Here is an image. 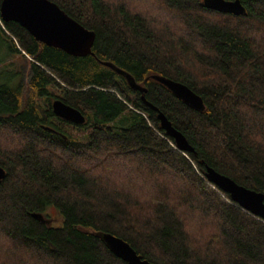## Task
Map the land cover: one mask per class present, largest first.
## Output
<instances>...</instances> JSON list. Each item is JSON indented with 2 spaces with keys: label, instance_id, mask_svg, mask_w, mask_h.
<instances>
[{
  "label": "trees",
  "instance_id": "obj_1",
  "mask_svg": "<svg viewBox=\"0 0 264 264\" xmlns=\"http://www.w3.org/2000/svg\"><path fill=\"white\" fill-rule=\"evenodd\" d=\"M52 1L96 38L74 56L0 17L7 49L27 58L20 81L0 85V137H14L0 141V264H128L98 232L152 264H264V219L207 176L264 192V0H241L244 15L203 0ZM153 75L188 85L204 109ZM56 99L86 122L58 117Z\"/></svg>",
  "mask_w": 264,
  "mask_h": 264
},
{
  "label": "water",
  "instance_id": "obj_2",
  "mask_svg": "<svg viewBox=\"0 0 264 264\" xmlns=\"http://www.w3.org/2000/svg\"><path fill=\"white\" fill-rule=\"evenodd\" d=\"M203 5L209 9L234 15H244L247 12L241 0H203ZM0 16L5 22L19 23L38 41L60 48L68 54L86 56L92 53V46L96 38L95 31L86 28L52 0H2ZM117 70L127 76L133 89L146 90L145 87L136 83L129 74L124 73L121 69ZM153 78L167 86L188 106L198 111L204 109L203 98L188 85L162 75H153ZM53 110L58 117L75 124L86 122V116L81 110L61 99L53 101ZM159 118L162 128L176 140L179 150H193L186 137L172 125L163 112H159ZM5 176V169L0 166V181ZM207 176L211 182L229 193L241 207L264 219V192L238 184L231 177L221 174L211 167H208ZM32 215L42 221L49 222L42 213H33ZM98 235L111 252L128 264H152L125 239L108 232H98Z\"/></svg>",
  "mask_w": 264,
  "mask_h": 264
},
{
  "label": "rangeland",
  "instance_id": "obj_3",
  "mask_svg": "<svg viewBox=\"0 0 264 264\" xmlns=\"http://www.w3.org/2000/svg\"><path fill=\"white\" fill-rule=\"evenodd\" d=\"M7 47H9L8 42L0 36V85L5 82L17 84L21 79V71L26 70L25 65H27L26 57L21 54L10 53ZM13 140L14 137L9 132H2L1 142L11 144L14 143ZM51 214L58 216L56 210L51 211Z\"/></svg>",
  "mask_w": 264,
  "mask_h": 264
},
{
  "label": "built area",
  "instance_id": "obj_4",
  "mask_svg": "<svg viewBox=\"0 0 264 264\" xmlns=\"http://www.w3.org/2000/svg\"><path fill=\"white\" fill-rule=\"evenodd\" d=\"M1 17V16H0Z\"/></svg>",
  "mask_w": 264,
  "mask_h": 264
}]
</instances>
